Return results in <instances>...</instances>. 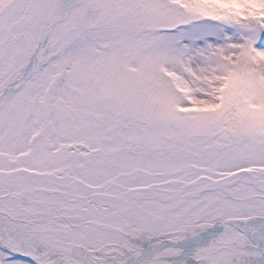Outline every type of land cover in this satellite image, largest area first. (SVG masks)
I'll list each match as a JSON object with an SVG mask.
<instances>
[{"label": "snow or ice", "instance_id": "snow-or-ice-1", "mask_svg": "<svg viewBox=\"0 0 264 264\" xmlns=\"http://www.w3.org/2000/svg\"><path fill=\"white\" fill-rule=\"evenodd\" d=\"M0 264H264V0H0Z\"/></svg>", "mask_w": 264, "mask_h": 264}]
</instances>
